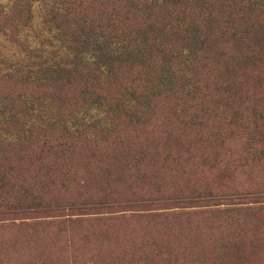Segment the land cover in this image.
Instances as JSON below:
<instances>
[{"label":"trees","instance_id":"16d2710c","mask_svg":"<svg viewBox=\"0 0 264 264\" xmlns=\"http://www.w3.org/2000/svg\"><path fill=\"white\" fill-rule=\"evenodd\" d=\"M0 143V257L68 264L61 217L151 227L106 264H264V0H0ZM22 159L116 202L32 207Z\"/></svg>","mask_w":264,"mask_h":264},{"label":"rangeland","instance_id":"374dc122","mask_svg":"<svg viewBox=\"0 0 264 264\" xmlns=\"http://www.w3.org/2000/svg\"><path fill=\"white\" fill-rule=\"evenodd\" d=\"M7 147L10 146L0 143V153L5 152L6 149L9 150ZM28 153L30 154V152ZM29 154H26V159ZM20 161L22 164L29 167V169L27 168L26 170L24 178L34 196L33 199L27 202L31 204L32 207L41 208L40 205H42V207L63 210L68 209L69 212L74 213L77 211H85V208H89L90 210H101L103 207L108 205L112 206V204L116 202L114 201L113 196H108L107 193L105 194L102 191L94 190L88 184L89 181H94L95 183V181L104 179L106 177L104 171L96 172L98 174L97 177L96 175H93L91 170L88 171L83 168V164L78 165L77 163L72 162V166L82 169H77V171L72 172L67 179L54 181L39 175L37 173V167L35 166L36 163L30 165V163L26 164L23 159ZM80 179L86 180L82 187H80ZM36 199H39L40 201H36ZM9 205V202L6 200H2L1 202L0 199V207L8 209ZM12 205L15 204L13 203ZM180 219L184 221V217H181ZM51 221L52 223L45 224L48 225V227L44 228L41 225L37 226L38 230H42L41 232L53 235L52 238L54 240L47 245V249L50 252V256L48 257L49 260L47 261H51L52 263L59 261L67 262L68 264H106L112 259H116L110 258L113 257L110 256V254L114 252V250H112L113 248L117 249L119 252L125 253L127 248L131 249L129 248L130 244H128L130 243L129 238L130 235L135 236V230L140 228H151L150 226L142 227V223H139L138 226L130 224L128 220L123 219L87 220L88 222L77 223V221L65 222L63 221V218L56 217ZM176 222L177 221H174L173 226L176 225ZM59 224L66 225L61 226ZM54 230H57L59 232L58 235L60 236H55ZM145 233H148V230L142 235ZM85 235H87V237H85ZM153 235L156 234H147L144 236H149L152 241L149 246L152 253L155 252L154 249L151 248L155 243V237ZM200 235L208 238L206 229L202 230ZM8 253H11V256L0 257V264H38L37 258H34L36 253L23 251L16 247L15 250L12 249L11 252L8 250ZM201 255L202 254H199V256ZM175 256L179 258L182 257L178 254L171 257L169 256L168 259L173 261L174 264L179 262V259ZM153 257L158 258V260L163 258V256L160 255V252L156 253ZM199 258L201 259L203 257ZM127 259L128 258H124V260ZM116 260L118 261L120 259ZM7 261L14 262L7 263Z\"/></svg>","mask_w":264,"mask_h":264}]
</instances>
